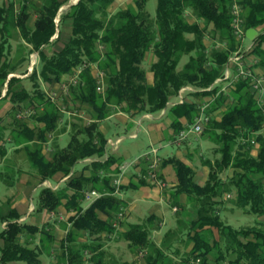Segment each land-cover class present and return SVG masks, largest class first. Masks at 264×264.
<instances>
[{
  "label": "trees",
  "instance_id": "obj_1",
  "mask_svg": "<svg viewBox=\"0 0 264 264\" xmlns=\"http://www.w3.org/2000/svg\"><path fill=\"white\" fill-rule=\"evenodd\" d=\"M67 1L19 0L16 11L13 0H5L0 5V87L7 84L4 98L12 103L10 110L15 113L8 125L15 151L21 147L25 150L39 182L51 179L56 173L65 176L79 159L93 158L84 166L89 170L88 175L81 172L79 176L71 177L59 190L40 189L38 210L55 211L65 197L68 198L66 204L75 210L68 217L70 227L63 239L56 241L48 230L42 229V247L47 244L51 254L53 245L57 244L59 262L66 264H105L102 261L103 241L118 233L136 249L146 251V264H165L164 260L168 264H187L195 257L201 258L200 264H208V254L214 250L215 264L225 260L229 264H264V231L258 227L233 228L222 221L219 213L220 206L227 200L222 194L233 189L236 206L246 208L256 216H264V106L257 103L245 79L238 80L229 92L218 93L208 109L212 112L226 102L220 116L212 115L200 134L215 143L214 150L220 152V158L213 164L209 160L205 162L210 166L206 181L200 184L190 167L179 160L173 162L178 182L170 190V199L180 209L190 207L196 212V218L186 230L192 247L183 252L185 256L178 254V249L171 245L158 247L149 243L145 225L125 221L126 203L116 194L103 195L85 208L81 204L82 191L86 188L114 191L110 178L117 168L112 166L121 160L112 154L102 160L107 143L99 128L102 120L116 111L128 114L159 112L180 87L192 84L201 88L191 92L196 100L186 99L169 107L177 134L186 126L179 118L184 117L187 123H192L199 113L200 98L217 92L218 86L211 91L205 88L220 76L230 52L238 45L230 25L232 0H157L153 20L144 7L147 0H135L136 7L128 5L112 14L107 8L114 0H77L58 15ZM240 3L245 31L249 28L257 31L248 56L258 58V64L264 70V0H240ZM30 14L36 16L33 27L26 23ZM190 15L195 21L188 20ZM57 16L58 24L55 22ZM66 18L71 19L68 40L60 50L46 54L43 47L51 42L58 25ZM13 32L20 33L29 45L28 56L33 51L38 52V63L24 77L31 80V89L19 85L20 77L7 78L10 73H17L15 70L22 61V58L19 61L8 56ZM206 36L211 43H224L225 46L208 53ZM148 53L152 54L149 63L151 81L147 80V71L141 66ZM183 55H187L188 62L178 68ZM95 68L104 73L102 92L96 90ZM76 70H80L78 83L66 94L52 99L45 85L52 89ZM62 106L70 112L82 111L90 122L87 124L79 115L62 112ZM19 111H28V118L17 119ZM65 132L70 133L67 143L63 147L53 143V152L46 153L48 136L56 138ZM253 148L255 155L251 153ZM5 154V147L0 144V157ZM161 157V166L173 159ZM228 168H232L234 174L225 182L221 173ZM144 184L147 183L142 178L130 180L127 185L122 184L120 190L135 189ZM66 187L73 191L69 197ZM181 193L186 195V202L178 204L177 197ZM7 204H0V224H6L2 228L0 225V264H11L18 259L40 264L41 248L20 240L25 233H35L36 226L18 222L19 214L13 207L6 209ZM122 208L124 219L114 227L113 222ZM100 213L106 218L100 217ZM153 218L149 215L146 220L151 223ZM121 227L124 230H120ZM213 227L228 239L224 249L214 237ZM170 232L168 230L165 236ZM81 234L86 236L84 241L77 240ZM166 251L180 255V261L169 257Z\"/></svg>",
  "mask_w": 264,
  "mask_h": 264
},
{
  "label": "crops",
  "instance_id": "obj_2",
  "mask_svg": "<svg viewBox=\"0 0 264 264\" xmlns=\"http://www.w3.org/2000/svg\"><path fill=\"white\" fill-rule=\"evenodd\" d=\"M76 2H77V0H68L61 7H64V10H66L71 4H74ZM128 5H132V6L136 7L135 6V0H114L109 5L107 10H108V12H110L112 14L118 9L126 8ZM60 12H58V15H59ZM35 17H36L35 14H30V16L28 17L26 23L28 25H30V27H33ZM188 20L190 22H193V21H195V17L193 15H190ZM55 22H56V24H58L59 16H57L55 18ZM199 23H200V25L203 24L201 21ZM210 27L211 26H209V28ZM70 33H71V19L70 18H66V19H64L61 22L60 25H58L57 31L54 34V36L52 37L51 42L43 47V51L46 54H50L53 51L60 50L63 47L64 43L68 40V38L70 36ZM15 35H16V33H15ZM17 35L19 36L18 38H14V39L12 38V39L20 47H21V45L24 46V47L25 46L29 47V45L21 37V34L17 33ZM248 40L250 42L246 41V43H251L253 41L251 39H248ZM206 43L208 44L207 51H209V53L213 49H216L215 45L213 43H211L210 41L206 42ZM151 55H152L151 53H148L145 56V58L147 59L148 64L151 61L150 60L151 59V57H150ZM8 56L10 58H14V59L17 58V59H19V61L22 58V61H21V63L19 64V66L17 68H19L22 64L26 63V69L24 71H27V69H29L28 74L31 72L30 69L32 67H34L38 63V60H39L37 51H33L32 54L30 53L29 56H28L27 49H25L24 51L21 52V49L16 50L15 48L13 49V47H11ZM31 56H33L32 59H34L32 61V63L35 62L34 63L35 65H31V63H30L31 60H28V58L31 57ZM253 69H254V71L256 73L264 75V70L258 64V58H256V57H255V59L253 61ZM15 71L17 73H10L7 78H9L11 76L24 78V77H26L28 75V74H24V75L18 74L19 73L18 69H16ZM148 71L146 72L147 73L146 74V76H147L146 78H147L148 81H151L152 80V73L148 72ZM93 72H95V70ZM66 77H68V76H66ZM65 79H67V78H65ZM5 84L6 83H4L3 87H0V127H2V128H6L7 127L9 129V132H10L11 126H8V125H10L12 120L6 121V115H7L8 111H10L12 103L8 100V98H4L5 94H4L3 90L5 88ZM59 85H60V83L55 84V85H53L51 87L52 88L51 91L52 90H56L57 97L61 95V91L59 90ZM200 99L201 100L199 102L202 103L204 101H208L210 105L214 101L213 94L203 96ZM191 100L192 101L196 100V97H194L193 94L189 93V94H187V101H191ZM225 107H226V102L224 104H222L221 106H219L218 108H216L215 110H213L212 112L216 115V117H219L221 111L224 110ZM109 118H114L116 123L124 126L126 128V135H128L129 138H131V139H137L139 137V133L145 132L147 134V136H148L149 143H152L150 146H152V145L155 146L154 145L155 143H157L159 146L162 145L163 147L160 146L161 148H165L169 144L171 145L173 143L176 146H178V147L181 146V145H185L186 147L189 146L188 143L185 144L186 142H188L187 139H185L183 141H178L177 140L176 134L174 132V128L172 126V116L169 113V108L164 109V110L162 109L161 111L155 112V113H134V114H128L126 112L116 111V112H113L110 116H108L105 119H109ZM179 119H180V121L183 124H185V125L189 124V123L186 122V118L181 117ZM29 124H30V126H33L32 122H29ZM133 124L136 127V130H134V131L132 130V125ZM99 128L102 131V133L105 135L107 140L108 139H116V138L122 137V140L120 141V143L117 145V147L115 149L110 147V146H106L105 154L102 156V160L106 159V157L109 154H112L115 157H119L121 162L122 161H127V160H129V159H131V158H133L135 156L140 155V154L132 155L127 149L125 151H123V152H120V154H119L118 153V150H120L119 145L123 142V140H124L123 138L124 137L123 136H116V138H112L110 136H106L107 135L106 126L102 124V126L100 125ZM134 133H136V136L132 137L131 135L132 134L134 135ZM195 136H197V135H195ZM198 136H201V135H198ZM53 137H54V135L49 137L47 143H45V147H47L49 150L46 151V148H44V151L46 153H48L49 155L53 152V149H54L53 148V143L54 144H58V145L61 144V143H57L55 138H53ZM4 140H6V139L4 138L3 135H1L0 136V144L3 147H5ZM7 140L11 141L10 136L7 137ZM164 140H166V142H164ZM13 150H15L14 147H13ZM192 151L193 150L188 149V151L186 150L185 152H183V154L179 153L175 157L182 160L183 157H184V153L192 152ZM251 153L253 155L256 154L255 148H253L251 150ZM6 155H7V153L5 154V156ZM5 156H3L2 158L0 157V161L3 162L4 161L3 159H6ZM166 156L171 157V155L169 153H166ZM118 163L119 162L115 163L112 166V168H114V167L117 168L118 165L121 164V163H119V164ZM77 164H80L82 167L80 169L76 168ZM26 165L27 164H25V166ZM85 165H86L85 163L77 162L71 168V170H73V175L71 177L79 176L81 172H83L84 175H88L89 174V170L88 169H84ZM26 168H27V166H26ZM71 170H70V172H71ZM26 172H27V170L24 171V173L23 172H21V173L18 172V173H16V175H19V174L22 175V173H23L24 177L26 178V176H28V175H26ZM31 173H32V175H35V173L33 171ZM160 174H161L162 178H164V180L166 182V186L163 187V188H160L158 186H155V185L147 183V184H144V185H140V186H138L135 189L128 188V189H125V190H122V191L120 190L116 194L118 197H120L126 203V205H125L126 206L125 207V211H126L125 221L126 222L136 223V222L130 221V218H135L137 220L142 219L136 213V211H138V210H140L142 208V205L144 207H148V211H147L148 215L145 216V218H147L149 215H153V217H154L153 218L154 219L153 222H157V221H162L163 222V219H165L164 218V214H163L162 209H161V206H160L161 204H159L162 201H164V202L166 201L168 203V205L170 206L171 210H173V207H176L177 204L173 205L175 203H173L172 200L170 199V190H171V188L173 189L174 186L178 182L177 175H176V172H175V169H174V166L172 165V163L168 162L166 164H163V166H161V168H160ZM135 176H136L135 170L131 169L123 177L124 179H123V183L122 184L123 185H127L130 182V180L136 181L137 178ZM35 177L37 178L36 175H35ZM71 177L68 178V179H71ZM63 178H65V176L62 173H56L51 179H45V180L47 182L53 184V185L59 184V186H58L59 188L57 189V190H59V189L64 188V186H66V184L69 181L68 179H65L64 181H62ZM45 180H42V182L45 181ZM42 182H39L40 189L43 187V186H41ZM198 182L200 184H202L200 181H198ZM34 190H35V187L30 188V182L26 178L21 183H18V191L19 192L13 193L11 195V197L13 196V199H14V197L19 195L18 196L19 197V201L16 202L14 204V206H13V208H15L16 212L19 214V218H18L17 221L18 222H22L23 224L26 223V224L34 225V226H36L34 228H36L37 231H38V232L36 231L33 234L25 233L24 236H21L20 240L21 241L27 240V242L29 243L30 246H38V247H40L39 244L36 243V242L38 241L39 238H40L39 241L41 242V237H43V232H41L42 229L48 230L52 234V237L54 238V240H56V241H59V240L63 239L64 237H66L67 231H68V229L70 227V223L68 222V217L73 215L75 213V210L70 207V204L69 205L66 204L68 198L65 197V198L62 199L61 204L57 207V209L55 211L39 210V212H38L37 211L38 207L37 208H33V207H30L29 204L26 205V199H29V198L31 199V193ZM65 192H66L68 197H69V195H71L73 193V191L70 188H68V187H66ZM6 196H4L3 199H2L4 201H2V200L0 201L1 205L6 203V202L10 203V201H11L10 198L11 197H6ZM226 196H228V198H229L230 194L227 193ZM177 198H178V204L186 202V195L184 193L179 194ZM139 203H142V204H139ZM81 204H82V206L84 208L89 205V203L87 201H85L84 199L81 201ZM148 204H150V205H148ZM171 204H172V206H171ZM188 211L195 212V210L193 208H188ZM99 215L103 219L106 218V215L103 214V213H100ZM193 215H194V213H193ZM195 218H196V212H195V217L193 219H195ZM43 222L47 223L46 225H49V227H43ZM59 222H66L67 229H62V227H58L57 223H59ZM137 223H138V221H137ZM0 225H1V228L4 227L3 223L0 224ZM170 228H172V227H169L166 230V232ZM120 230H124V228L121 227ZM153 232H157V233L160 232V227H159L158 230H155ZM84 235L85 234H81V236L79 235L77 237V240L78 241H84L86 239V236H84ZM117 236H118V233L111 234L110 239H112L113 237H117ZM156 244H158V243H156ZM156 246H158V245H156ZM57 247H58L57 244L53 245L54 249L57 248ZM171 247H175L176 249L179 248L178 246H175V245H172ZM191 247H192V244H189L187 246L186 250L187 251L190 250ZM56 252H57V250L54 251L55 254H56ZM182 252H184V248L181 249L180 251L178 250L177 253L181 254ZM166 254L169 257H171L172 259L176 260L177 262L180 261V255H178L176 253H172L170 251L169 252L166 251ZM209 260H210V262L214 261V256H213L212 259L210 258ZM54 262H57V261L56 260L54 261V259H53L52 263L54 264ZM226 263L229 264L227 260H226ZM226 263H225V261H222L221 263H218V264H226ZM144 264H146V263H144ZM174 264H177V263H174Z\"/></svg>",
  "mask_w": 264,
  "mask_h": 264
},
{
  "label": "rangeland",
  "instance_id": "obj_3",
  "mask_svg": "<svg viewBox=\"0 0 264 264\" xmlns=\"http://www.w3.org/2000/svg\"><path fill=\"white\" fill-rule=\"evenodd\" d=\"M5 0H0V5L4 3ZM15 3V11L19 7V0H13ZM156 4L157 0H147L146 5L144 6L146 11L148 12L150 20L155 19V10H156ZM17 5V6H16ZM17 7V8H16ZM64 10V7H61L59 12ZM117 11V10H116ZM115 11V12H116ZM34 16V15H33ZM1 33V31H0ZM16 33V35H15ZM13 39L18 38L19 36L17 35V32H13ZM209 37H205V42H209ZM11 39L12 47L13 49L15 48L16 50L21 49V52L24 51L25 49H28L27 46H22L21 47L13 40ZM247 42L249 41L248 39L246 40ZM250 42V41H249ZM152 60V55L150 56ZM33 56L29 57L28 60H31V65H35L32 63L34 59H32ZM149 60V61H150ZM186 62H188V57L187 55H183L179 62H178V68H181ZM30 65V66H31ZM141 66L148 71L149 70V64L147 62V59L145 58L141 62ZM26 69V63L22 64L19 68L18 74L24 75L23 72ZM30 71H32L30 69ZM27 72H29V69H27ZM150 72V71H148ZM31 73V72H30ZM19 85L24 86L27 89L32 88V82L28 78H21L19 80ZM46 90L48 93L51 91V89L48 88L47 85H45ZM6 93V92H5ZM23 111H19L18 114H22ZM85 115V114H84ZM29 115H26L25 118H28ZM15 117V113L13 110L8 111L6 115V121H10ZM17 119H22V118H17ZM103 121V120H102ZM100 122V125L102 126L105 125L107 128V135L112 138H116V136H123L124 140L123 142L119 145L120 150H118V153L125 151L126 149L132 154V155H137L144 153L150 149V145L152 143H149L148 136L145 132L139 133V137L137 139H131L129 138L128 135H126V128L118 123L115 122L114 118H109L105 119L103 122ZM132 130H136L135 125H132ZM263 134H264V129H262ZM0 135H3L6 140H4L5 143V149L7 155L5 156L6 159H3L4 161H0V201L3 199L4 196L6 197H11V195L15 192L18 191V183H21L24 181V179H28L30 182V188L35 187V190L32 191L31 193V199H26V205H30V207L37 208L38 203H39V193H40V187H39V181L35 177V175H32V168L30 167L28 160H27V154L25 150L21 147L19 151L13 150V145L10 141L7 140V137L10 136V132L8 128H2L0 127ZM70 133L65 132L55 138L57 143H61L59 147H63L68 139H69ZM189 146L181 145V146H176L174 143L169 144L165 148H161L157 143H155V147L158 149V153L160 156H164L165 159H173L169 160V163L175 162V160H179L194 172V178L197 181H200L201 183H204L206 179L208 178V174L210 171V166L208 163H205L206 161H210L211 164H213V161L216 158H220V152L215 151L214 148L217 146L215 143L210 141L209 139L202 137V136H195V134H189L187 138ZM166 142V140H164ZM162 144V143H161ZM163 147V146H162ZM188 149L193 150L192 152H187L184 153L183 159L176 158L175 156L179 153L185 152ZM217 149V148H216ZM166 153H169L171 157L166 156ZM27 164V168L25 166ZM82 166L80 164L76 165V168H81ZM26 168V169H25ZM18 169V170H17ZM26 178L24 177V171H26ZM17 171V172H16ZM22 173L19 175H16V173ZM223 179L225 182H228L230 177L232 176L233 169L228 168L224 170L222 173ZM32 175V176H31ZM172 189V188H171ZM170 190V189H169ZM230 194V197L226 196ZM19 194V193H18ZM19 196V195H18ZM16 196L13 199V196L10 198L11 201L10 203L7 204L6 209L9 207H13L16 202L19 201V197ZM223 198L227 197L226 202L224 205L220 206V216L222 221L226 224L231 225L233 228L240 229L246 228V227H258L264 231V216H256L254 213L248 211L246 208L236 206L234 203L235 200V192L234 190L226 191L224 194H222ZM7 199V198H6ZM4 201V200H2ZM142 204V203H139ZM154 204V203H153ZM161 209L164 214L163 222L162 221H157V222H151L148 223L145 216L148 215V207H144L142 205V208L138 211H136L137 215L141 217L142 219H135V218H130V221L132 222H137L145 225L146 228H148L149 231V243H154V245H158L159 247H164V246H178V250L180 251L181 249L184 248V252H188L186 250L187 246L190 244L189 238L186 236V230L188 227H190V224L195 217V212L188 211V208L186 209H180L179 206L176 204V210H171L170 206L168 203L165 201H162L161 203ZM150 205V204H148ZM172 206V204H171ZM36 211V210H35ZM39 212V210H37ZM173 211V212H172ZM135 212V211H134ZM37 213V212H36ZM194 213V215H193ZM40 214V213H39ZM175 215V216H174ZM194 216V217H193ZM162 222V223H161ZM47 223L43 222V227H49L46 225ZM58 227H62V229H67L66 222H59L57 223ZM161 224V225H160ZM160 227V232H153L155 230H158ZM171 232L169 233L168 236H165L166 230L169 228ZM214 237L218 240L219 246L221 249H224V244L228 241L226 237H223L222 235L219 234V231L217 228L213 227L211 228ZM192 231V230H191ZM190 231V232H191ZM251 237V236H250ZM40 238L36 243L39 244L41 251L38 256L40 260V264H53L52 260H56L58 263L61 264H66L65 261L59 262V256L58 252L59 247L55 248L52 250L51 254L47 250V244L42 247V243L39 241ZM158 243V244H156ZM57 250V253L55 254L54 251ZM103 255H102V261L105 264H144L145 262V253L146 251L144 250H139L133 247L127 240L122 238L121 236L113 237L112 239L104 240L103 241ZM215 254V250L211 252L209 257L212 259ZM181 256H185L180 254ZM177 256V255H176ZM228 257H232L231 255H227ZM209 258V259H210ZM165 264H168L166 260ZM57 262H54L57 263ZM226 263V260H225ZM11 264H29L27 260L25 259H18L14 260L11 262ZM87 264V263H86ZM208 264H215L214 261L210 260L208 261ZM227 264V263H226Z\"/></svg>",
  "mask_w": 264,
  "mask_h": 264
},
{
  "label": "built area",
  "instance_id": "obj_4",
  "mask_svg": "<svg viewBox=\"0 0 264 264\" xmlns=\"http://www.w3.org/2000/svg\"><path fill=\"white\" fill-rule=\"evenodd\" d=\"M231 32L233 37L238 42L237 48L230 52L226 63L223 65L222 72L218 78L215 79V81L207 86L205 90L211 91L214 87L218 86L217 92L213 94V99L218 95L220 92H229V90L234 86V84L240 80L245 79L249 82V88L254 93L256 97V101L260 106H264V75L258 74L253 69V61L254 59H250L248 54L253 48V41L251 43H246V40L248 39L246 37V31L244 28V21L242 17V6L240 3V0H232L231 7ZM253 40V39H252ZM216 49H221L225 46L224 43L216 42L214 43ZM209 53V51H207ZM35 63V62H34ZM32 70V68H31ZM80 70H76L75 73L69 77L68 79L64 80L59 85V90L61 91V95L66 94L70 87L75 86L78 83V74ZM28 74V72L26 73ZM94 77L96 79V90L98 92H102L104 90V73L95 68ZM6 86L3 90L4 94L6 92ZM201 90V88H198L192 84H186L177 90V93L174 98L168 100L166 102V106L164 109H167L171 107L172 105L183 103L187 99V94L191 92H195ZM49 95L52 99H56L57 92L56 90H52L49 92ZM210 107V104L208 101H204L197 105V108L199 110V113L195 116L194 121L192 123L187 124L184 128H182L179 132H177L176 137L178 141H183L188 138L189 134H195L200 135L202 131L204 130L205 126L211 119L212 115L214 113L208 111ZM163 109V110H164ZM62 112H66L69 115H79L80 117H83L86 119L87 124L90 122V119L84 116L82 111H78L77 109L73 112L67 111L64 106L61 107ZM29 112L26 111L25 113L18 114V117H25L28 115ZM132 137L136 136V133L134 135H131ZM51 137V135L48 136V138ZM122 140V137L116 138V139H108L106 146H110L112 148H116L117 145ZM252 143H254V140H251ZM46 151L49 150L47 147ZM91 161H93V158L87 157L84 159H79L77 162L89 164ZM162 165V157L158 153V149L155 146H150V149L138 156H135L127 161L121 162V164L117 167L116 174H113L110 178V185L114 188V191L107 192V190L104 191H98L94 188H86L82 191L83 193V199L87 201L89 204L94 201L95 199L102 197L103 195H110V194H117L120 191V186L123 183V177L127 172H129L131 169L135 170L136 178L137 179H144L146 183L158 186L160 188H163L166 186V182L164 178H162L160 174V168ZM143 166V167H142ZM73 175V170L69 172L67 175H65V178L62 179L64 181L65 179L70 178ZM41 186L43 187H49L52 190H57L59 187V184H51L47 182L46 180L41 183ZM173 210H176V207H173ZM124 209L122 208L116 216V220L113 222L114 227H118L120 220L124 219ZM3 225H6L3 223ZM200 257H195L190 259L187 264H200L201 263Z\"/></svg>",
  "mask_w": 264,
  "mask_h": 264
},
{
  "label": "water",
  "instance_id": "obj_5",
  "mask_svg": "<svg viewBox=\"0 0 264 264\" xmlns=\"http://www.w3.org/2000/svg\"><path fill=\"white\" fill-rule=\"evenodd\" d=\"M257 35V31L253 28H249L246 30V37L248 39H254V37Z\"/></svg>",
  "mask_w": 264,
  "mask_h": 264
}]
</instances>
